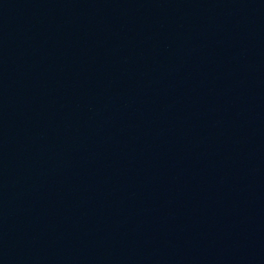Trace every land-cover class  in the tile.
Masks as SVG:
<instances>
[{"label":"water","instance_id":"1","mask_svg":"<svg viewBox=\"0 0 264 264\" xmlns=\"http://www.w3.org/2000/svg\"><path fill=\"white\" fill-rule=\"evenodd\" d=\"M0 264H264V0H0Z\"/></svg>","mask_w":264,"mask_h":264}]
</instances>
